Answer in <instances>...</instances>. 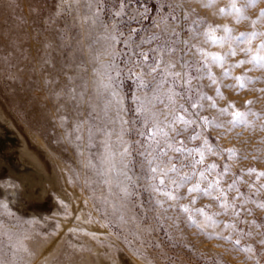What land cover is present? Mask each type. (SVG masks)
I'll return each mask as SVG.
<instances>
[{"label": "snow or ice", "instance_id": "1", "mask_svg": "<svg viewBox=\"0 0 264 264\" xmlns=\"http://www.w3.org/2000/svg\"><path fill=\"white\" fill-rule=\"evenodd\" d=\"M212 3L214 0H208L206 6ZM257 3L259 0H244L238 6L236 0H232L235 22L249 19L244 13ZM54 7L56 11L50 13L46 23H54L62 16L72 17L71 24L66 22L58 29L60 47L68 50L67 62L61 68L67 83L53 94L57 100L63 98L71 106L76 118L71 121L69 130V117L62 115L60 126L64 128L63 139L74 146L78 155L84 157L87 152L83 166L98 179H86L85 183L106 187L107 195L100 198V210L105 217L102 226L122 228L131 222L135 225L131 234L140 239L142 224L152 221L147 231L163 232L171 241V230H179L183 218L186 227L195 228L197 234L206 239L229 242L232 250L253 254L254 246H241V240L257 236L260 238L256 243L264 250V223L247 219L252 215L249 204L264 209V203L252 198L264 191V184L257 183L264 178V172L254 168L247 170V175L256 177L251 183L245 182L248 183L247 194L240 190L241 177L235 175L225 187L224 177L230 173V165L225 163L220 169L215 162L205 164V160L209 155L222 156L225 151L231 159L236 150L214 146L205 132L208 128L224 127V124L218 123L215 117L201 115L207 104L220 116H229L231 128L252 126L249 117L260 118L248 107L251 101L245 105V111H240L231 103L226 108H217L216 100L224 98L223 87L239 91L257 82L247 72L232 76L234 68L250 64L252 68L248 71L264 70V32L256 30L258 22H264V9L256 19L250 20L252 31L234 34L228 25L213 26L203 20L185 24L189 14L177 13V9L183 11L182 0H56ZM32 11L39 15V8L34 7ZM21 22L26 23L22 18ZM73 29L75 35L71 34ZM183 31L188 32V39L181 38ZM218 31L223 35H217ZM201 38L203 44L227 46L228 51L210 53L200 44L191 43ZM256 39L260 43L253 46ZM51 47L50 42L45 44L46 49ZM238 51L245 59L228 64V58L235 57ZM10 55L4 57L6 64ZM190 55L199 59H188ZM44 63L55 68L50 58ZM89 66L91 79L85 76ZM214 66L221 68L220 78L213 73ZM68 69H74L75 75H70ZM8 79L16 77L9 74ZM205 79L209 81L208 87L215 88V97L204 91L202 82ZM223 79L236 83L224 85ZM127 81L131 84L125 91ZM45 82L59 83V77L46 78ZM84 107L88 109L86 116ZM81 116L84 118L80 119ZM189 129L192 131L189 141L200 140L199 146L188 148L178 139ZM170 153L178 154L179 160ZM10 179L4 178V186L15 188V184L8 183ZM185 188L186 192L181 194ZM230 193L234 195L230 197ZM201 198L215 202L218 210L211 211V204L195 207ZM184 200L189 202L182 203ZM60 206L67 216L68 205L60 201ZM0 209L3 210L0 217L15 218L18 224L39 222L35 217L23 219L4 199H0ZM109 215L115 220L108 219ZM0 230L9 241L4 244L0 240V264H19L22 257L18 252L21 248L28 252L27 248L13 241L14 234L4 228L3 219H0ZM90 235L96 238L95 233ZM124 239L131 247L132 241L127 236ZM154 246L161 247L159 243ZM134 253L143 255L138 248Z\"/></svg>", "mask_w": 264, "mask_h": 264}, {"label": "rangeland", "instance_id": "2", "mask_svg": "<svg viewBox=\"0 0 264 264\" xmlns=\"http://www.w3.org/2000/svg\"><path fill=\"white\" fill-rule=\"evenodd\" d=\"M236 2L239 6L244 0H236ZM55 3L56 0H0V101L26 136L29 144L34 146L44 159L46 158L47 167L59 168L65 180V183L62 181L57 187L49 188L45 184L46 195L43 196L44 198H39L35 191L38 190L40 183L27 188L18 173L10 170L8 164L0 162V199L6 200L9 208L23 219L35 217L39 221L35 225L18 224L15 218H9L6 215L0 217L3 219L4 228L14 234L13 241L28 250L25 252L21 248L18 252V256L22 257L19 264H82L84 260L95 257L92 245L85 237H93L90 233L96 234V238H93L98 244L105 246L104 253L111 260L117 258L122 264H136L137 262L140 264H256L257 260L259 264H264V254H262L264 250L256 243L259 236L255 239L243 238L241 240V246L248 244L254 246L253 254L232 250L231 243L218 239H206L197 234L195 228L186 227L183 218H181L180 229L171 230L173 237L171 241L164 236L163 232L147 231L152 221H145L142 224L140 239H136L131 234L135 230V225L131 222L122 228L109 229L102 226L105 217L100 210L102 208L100 198L107 195L106 187L96 183H85L86 179L96 180L98 178L90 169L83 166L87 152L84 157L78 155L74 146L63 139L64 128L60 126L59 119L62 115H67L69 117L67 128L71 130V121L76 118V114L63 98L57 100L53 94L67 83L61 68L62 64L67 62L68 50L60 47L61 34L58 29L63 28L66 22L68 24L72 22L71 16H62L54 23H46L50 13L56 11ZM207 3L208 0H182L183 11L177 9V13L181 16L185 12L189 14V20L185 21V24L194 20H203L206 24L213 26L228 25L234 30V34H239L252 31L250 20L256 19L259 11L264 9V0H259L254 7L246 9L244 14L249 19L236 23L235 15L231 12L232 0H214L211 6H206ZM34 7L39 8V15L32 11ZM221 9L225 11L222 13ZM21 18L26 23H22ZM104 18L107 19V14ZM135 26L132 25V27ZM256 30L264 32V22H258ZM75 31L73 29L71 34L75 35ZM216 34L223 35V32L218 31ZM181 38L188 39V32L183 31ZM49 42L52 47L46 49L45 44ZM191 43L200 44L210 53L223 54L228 51L227 46L221 48L203 44V38L193 40ZM259 43L260 40L256 39L253 41V46ZM9 53L11 55L6 64L4 57ZM49 58L55 64L54 69L44 63V60ZM187 58L199 59L191 55ZM240 59H245V55L238 51L235 57L228 58L227 63L234 64ZM9 64L12 67H9ZM251 68L250 64H245L243 67L234 68L231 75L240 76L247 72V75L257 82L239 91L235 88L223 87L224 98L217 99L216 104L217 108H226L231 103L236 109L245 111V105L251 101L248 107L260 117H249L252 126L231 128L228 124L230 117L220 116L216 109L208 108L207 104L201 113L210 119L215 117L218 123L224 124V127H212L206 130L205 135L213 145L224 150H236L231 159L228 158L227 151L219 157L209 155L205 164L215 162L220 169L225 163L229 164L231 171L224 177V186L226 187L227 183L231 182L233 175L241 177L242 182L239 187L246 194L249 192L248 183L256 180L254 174L251 176L246 174L247 170L254 168L258 172H264V91H261L264 90V70L248 71ZM177 70H180L179 65H177ZM67 71L70 75H75L74 69ZM212 71L218 78L221 77L220 67L214 66ZM9 74L15 76L16 79H8ZM85 76L91 79L90 66ZM56 77H59V83L45 82L46 78L54 80ZM195 83L196 81H193V84ZM202 83L205 85L204 91L207 95L215 97V88L207 86L209 81L205 79ZM222 83L231 85L236 82L232 79H223ZM128 84H131V81L126 82L125 91H128ZM62 104L65 105L64 108H60ZM129 107H131L130 103ZM83 112L86 116L87 107L83 108ZM83 118V116L80 117V119ZM30 135L33 136L35 142L31 140ZM190 135H192L191 129L184 132L178 139L183 140L188 148L199 146L201 141H189ZM38 140L42 143H38ZM170 155H176L177 161L179 160L178 154L170 153ZM185 171H190V169H185ZM5 177H10L8 183H13L16 187H5L3 183ZM257 183L264 184V178ZM185 192L186 188L181 190V194ZM229 195L231 197L234 193ZM252 198L264 203V191H261L259 195H253ZM77 200L78 205L85 210L87 221L101 228L102 231L90 230L81 225L78 226L81 228L78 232L61 230L60 218L66 216L65 209L60 206V201L68 205L67 216H70L72 208L75 207L74 202ZM188 202L189 200L182 201V203ZM209 204L212 205L211 211L218 210L215 202L208 198L199 199L195 207H204ZM248 207L252 208V215L247 219H255L258 223H264V209L257 207L256 204H249ZM2 211L0 209V212ZM109 212H111L110 209ZM151 215L152 213H149V216ZM108 219L115 220V217L109 215ZM220 219L227 218L220 217ZM125 236L132 241L131 247L125 243ZM56 237H59V244L54 246L49 254L40 256L38 246ZM233 238L235 239V236ZM0 240L4 244L9 243L6 235L0 234ZM157 243L161 245L160 248L154 246ZM137 248L143 255L134 253ZM29 252L31 255L28 254ZM8 259L10 260L11 257L9 256Z\"/></svg>", "mask_w": 264, "mask_h": 264}, {"label": "bare ground", "instance_id": "3", "mask_svg": "<svg viewBox=\"0 0 264 264\" xmlns=\"http://www.w3.org/2000/svg\"><path fill=\"white\" fill-rule=\"evenodd\" d=\"M30 138L35 142L32 135H30ZM38 143L42 142L38 140ZM45 159L34 146L29 144L26 136L18 128L0 101V162L8 164L10 170L18 173L27 188L30 185L32 186L40 183L38 190L35 191L39 198L46 195V186L51 188L57 187L62 181L65 183L63 176H61V173L59 172V168L57 169L53 166L52 168H48ZM45 184L47 185L45 186ZM28 191L31 190L28 189ZM73 200L76 199L73 198ZM74 203L75 207L72 208L70 216L60 218L61 230L66 232L75 228L77 229L75 232H78L81 230L78 226L81 225L90 230L102 231L101 228H98L87 221L85 210L78 205L79 201L77 200ZM85 237H87V240L92 245L95 257L84 260L82 264H122L117 258L111 260L108 255L104 253L105 246L98 244L93 237ZM90 240L92 242H90ZM57 244H59V237L47 240L45 243L43 242L40 244L38 246L40 256L49 254L52 248ZM136 264L140 263L137 262Z\"/></svg>", "mask_w": 264, "mask_h": 264}]
</instances>
